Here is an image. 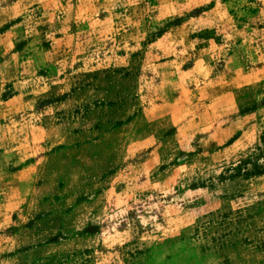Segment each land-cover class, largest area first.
I'll list each match as a JSON object with an SVG mask.
<instances>
[{
  "label": "rangeland",
  "instance_id": "obj_1",
  "mask_svg": "<svg viewBox=\"0 0 264 264\" xmlns=\"http://www.w3.org/2000/svg\"><path fill=\"white\" fill-rule=\"evenodd\" d=\"M0 264H264V0H0Z\"/></svg>",
  "mask_w": 264,
  "mask_h": 264
}]
</instances>
